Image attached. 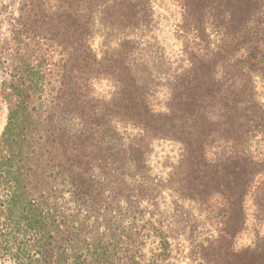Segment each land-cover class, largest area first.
<instances>
[{"label":"trees","instance_id":"1","mask_svg":"<svg viewBox=\"0 0 264 264\" xmlns=\"http://www.w3.org/2000/svg\"><path fill=\"white\" fill-rule=\"evenodd\" d=\"M177 2L188 67L170 76L162 108L159 76L138 53L150 28L143 0H20L0 15V245L17 264H167L171 230L142 173L151 138L182 146L170 188L219 221L203 259L264 264V235L236 247L248 200L264 221V0ZM96 22L119 40L100 56ZM97 78L113 84L107 100L91 90ZM117 124L140 140L111 146ZM120 196L131 211L112 220Z\"/></svg>","mask_w":264,"mask_h":264},{"label":"rangeland","instance_id":"2","mask_svg":"<svg viewBox=\"0 0 264 264\" xmlns=\"http://www.w3.org/2000/svg\"><path fill=\"white\" fill-rule=\"evenodd\" d=\"M20 0H0V15L4 16L6 10H16ZM150 12V28L137 35L139 57L147 61L154 73L159 76L157 92L154 103L162 108L168 99V87L174 73H181L188 67L187 56L183 51V43L178 36L181 25V10L177 0H143ZM105 29L100 22H96L90 45L99 56L105 48H114L118 45V38L105 39ZM133 35V34H132ZM131 35V37H133ZM136 36V35H135ZM134 36V37H135ZM218 42L217 38H214ZM235 43V40H234ZM113 84L105 78H97L93 81L91 90L96 97L107 100L112 92ZM257 97L264 101V84L256 83ZM7 107L0 99V136L7 121ZM116 137L110 136L107 142L121 145H135L140 140L141 131L131 125L117 124ZM262 150L260 144H254ZM145 150L141 156L146 165L142 171L143 177L147 176L144 185L148 189L151 199H154V210L159 211V216L164 218L167 229L171 230V252L167 264H208L202 255L203 248L217 236L219 221L213 212L201 207L196 202L181 198L170 188V178L174 175L177 179L182 154V146L175 140L151 138L144 141ZM110 146V147H111ZM176 173V174H175ZM135 175H139L137 172ZM176 181V180H175ZM144 189V188H143ZM153 196V198H152ZM117 199H113V211L110 216L128 217L125 211L126 198L120 196L121 204L117 207ZM144 207L150 205L149 201H143ZM247 223L243 233L236 240V247L242 248L252 245L253 242L264 235V221L255 218L250 200L246 202ZM123 209V210H120ZM124 211V212H123ZM101 214L99 217H105ZM116 218V219H117ZM2 243V240H0ZM0 264H17L11 256V252L3 244L0 245Z\"/></svg>","mask_w":264,"mask_h":264}]
</instances>
